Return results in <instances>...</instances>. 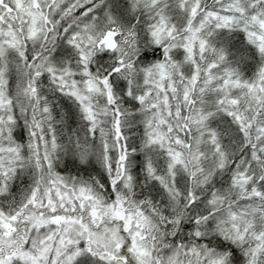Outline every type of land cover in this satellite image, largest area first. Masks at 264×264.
<instances>
[{
  "label": "snow or ice",
  "instance_id": "obj_1",
  "mask_svg": "<svg viewBox=\"0 0 264 264\" xmlns=\"http://www.w3.org/2000/svg\"><path fill=\"white\" fill-rule=\"evenodd\" d=\"M0 264H264V0H0Z\"/></svg>",
  "mask_w": 264,
  "mask_h": 264
}]
</instances>
